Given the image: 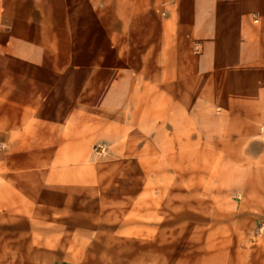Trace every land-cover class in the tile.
Masks as SVG:
<instances>
[{"label":"crops","instance_id":"1","mask_svg":"<svg viewBox=\"0 0 264 264\" xmlns=\"http://www.w3.org/2000/svg\"><path fill=\"white\" fill-rule=\"evenodd\" d=\"M93 134L264 158V0H0V204Z\"/></svg>","mask_w":264,"mask_h":264},{"label":"rangeland","instance_id":"2","mask_svg":"<svg viewBox=\"0 0 264 264\" xmlns=\"http://www.w3.org/2000/svg\"><path fill=\"white\" fill-rule=\"evenodd\" d=\"M116 137L44 154V186L0 204V264H264L259 144L227 164L209 144L185 155L150 134Z\"/></svg>","mask_w":264,"mask_h":264},{"label":"built area","instance_id":"3","mask_svg":"<svg viewBox=\"0 0 264 264\" xmlns=\"http://www.w3.org/2000/svg\"><path fill=\"white\" fill-rule=\"evenodd\" d=\"M193 49H194L195 51H198V50H199V46H198V45H194Z\"/></svg>","mask_w":264,"mask_h":264}]
</instances>
